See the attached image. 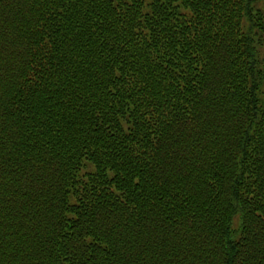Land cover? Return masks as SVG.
Instances as JSON below:
<instances>
[{
  "label": "trees",
  "instance_id": "trees-1",
  "mask_svg": "<svg viewBox=\"0 0 264 264\" xmlns=\"http://www.w3.org/2000/svg\"><path fill=\"white\" fill-rule=\"evenodd\" d=\"M0 264H264V0H0Z\"/></svg>",
  "mask_w": 264,
  "mask_h": 264
},
{
  "label": "rangeland",
  "instance_id": "rangeland-1",
  "mask_svg": "<svg viewBox=\"0 0 264 264\" xmlns=\"http://www.w3.org/2000/svg\"><path fill=\"white\" fill-rule=\"evenodd\" d=\"M146 1H148V0H146Z\"/></svg>",
  "mask_w": 264,
  "mask_h": 264
}]
</instances>
